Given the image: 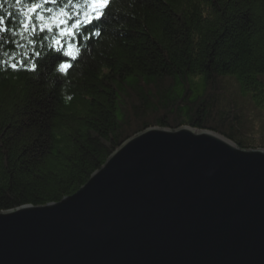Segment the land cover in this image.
I'll return each mask as SVG.
<instances>
[{
  "label": "trees",
  "instance_id": "obj_1",
  "mask_svg": "<svg viewBox=\"0 0 264 264\" xmlns=\"http://www.w3.org/2000/svg\"><path fill=\"white\" fill-rule=\"evenodd\" d=\"M32 2L0 0V212L73 194L150 126L211 129L253 147L240 97L264 106V0H112L73 41L74 61L67 37L57 51L58 27L40 29L61 7L84 10L58 0L33 14ZM256 140L264 147V132Z\"/></svg>",
  "mask_w": 264,
  "mask_h": 264
},
{
  "label": "water",
  "instance_id": "obj_2",
  "mask_svg": "<svg viewBox=\"0 0 264 264\" xmlns=\"http://www.w3.org/2000/svg\"><path fill=\"white\" fill-rule=\"evenodd\" d=\"M0 264H264V148L147 127L73 194L2 210Z\"/></svg>",
  "mask_w": 264,
  "mask_h": 264
},
{
  "label": "snow or ice",
  "instance_id": "obj_3",
  "mask_svg": "<svg viewBox=\"0 0 264 264\" xmlns=\"http://www.w3.org/2000/svg\"><path fill=\"white\" fill-rule=\"evenodd\" d=\"M19 2V0H18ZM58 3V0H33L30 3L28 12L29 13H38V10L47 3ZM76 4H79L80 8L84 11L76 12L74 15L66 11V8L61 7L60 14L63 18L58 19L56 23H49L46 27H41V31H53L55 28H59V37L55 39V43L59 46L57 51L63 47L62 38L67 37L69 39V43L67 45V49L64 52L65 56L71 57V60H75L79 56V46L73 41L79 35L81 29L84 28L87 24H93L94 21L103 22L104 18L108 15L106 11L111 7L112 0H75ZM66 5H72L73 0H65ZM47 11L51 13L53 9L48 8ZM83 15L84 19L82 20L80 16ZM43 20V17H39ZM34 17L26 14V21H33ZM4 24L3 17H0V25ZM21 27L24 29H29L30 23L21 21ZM34 30V27H33ZM0 31H7L6 28H0ZM101 33L99 31L95 32L96 36H99ZM39 55V53H36ZM13 67H16L13 64ZM72 67V63L70 61H65L60 64V70L66 71L68 68Z\"/></svg>",
  "mask_w": 264,
  "mask_h": 264
},
{
  "label": "rangeland",
  "instance_id": "obj_4",
  "mask_svg": "<svg viewBox=\"0 0 264 264\" xmlns=\"http://www.w3.org/2000/svg\"><path fill=\"white\" fill-rule=\"evenodd\" d=\"M237 92L238 87H233ZM240 102L244 104L246 113L245 126L250 131L249 141L253 147L246 148H257L255 147L257 140L261 139V134L264 132V106L257 104L251 96L240 97ZM231 139V138H230ZM234 141V140H233ZM264 148V147H261Z\"/></svg>",
  "mask_w": 264,
  "mask_h": 264
}]
</instances>
